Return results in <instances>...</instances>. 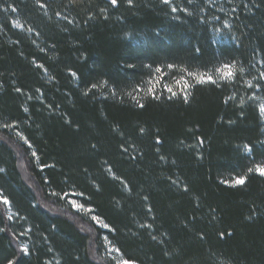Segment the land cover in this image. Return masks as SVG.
I'll return each instance as SVG.
<instances>
[{"label":"trees","instance_id":"1","mask_svg":"<svg viewBox=\"0 0 264 264\" xmlns=\"http://www.w3.org/2000/svg\"><path fill=\"white\" fill-rule=\"evenodd\" d=\"M262 62L264 0H0V264H264Z\"/></svg>","mask_w":264,"mask_h":264},{"label":"snow or ice","instance_id":"2","mask_svg":"<svg viewBox=\"0 0 264 264\" xmlns=\"http://www.w3.org/2000/svg\"><path fill=\"white\" fill-rule=\"evenodd\" d=\"M117 2H118V0H111V4H113V5L117 4ZM127 2L129 4H132L133 0H127ZM163 3L170 4L171 0H163ZM42 7H43V5H42ZM172 10L177 11V8L174 7ZM185 11H187V9H185ZM17 26H21V25H19L17 23ZM197 51H199V49H197ZM262 63H264V62H262ZM41 67H43V66L41 65ZM169 67H172V65H169ZM157 71H159V69H157ZM243 71H244L243 68L238 67V64L236 61H232L231 63H228V64H223V65H221L220 68L216 69V72L218 73L220 79H225V80H233V79H235L237 72L243 73ZM72 75L75 76L76 73L73 72ZM190 75L195 76L196 74L190 73ZM260 77L262 79H264V72L260 73ZM197 80L200 83H204V82L216 83V80L213 78L212 75H207L206 77L205 76H199V77H197ZM96 86L97 85L93 84L91 87L95 88ZM257 86H259V85H257ZM17 91H20V89H17ZM169 91H171V89H169ZM185 102H187V95H185ZM141 107H143V106L141 105ZM261 111H264V105H261ZM141 131H143V129H141ZM245 150L247 152L251 153L253 149L250 145H248V146H245ZM33 155H35V153H33ZM2 171H4V169L0 168V172H2ZM247 172L248 173L258 172L261 176H264V161H262L260 164L254 165V167H252V168H248ZM246 179H247L246 176H240V177L235 178L232 181V183L234 185H244L246 183ZM225 183H228V181H225ZM185 190H187V188H185ZM0 199H3L4 204L9 203L7 197H0ZM71 203H72L73 207H77V208L83 207V205H77L75 200H72ZM248 219H251V217H248ZM93 220L99 221V218L93 217ZM103 227L107 228L108 225L103 224ZM149 227H151V226L149 225ZM219 235L221 237H224L225 233L221 232ZM228 235H231V233H228ZM23 251L25 253L29 252L27 245L24 246ZM116 251H120V250L116 249ZM9 264H13V262L9 261ZM121 264H136V261L131 260V259H122Z\"/></svg>","mask_w":264,"mask_h":264},{"label":"rangeland","instance_id":"3","mask_svg":"<svg viewBox=\"0 0 264 264\" xmlns=\"http://www.w3.org/2000/svg\"><path fill=\"white\" fill-rule=\"evenodd\" d=\"M207 75H210V74L201 75V76L206 77ZM161 77H162V75L160 74V72H157V74L155 76V80H154L155 88L152 91H155L156 88H158V89L162 88L164 91L166 90L168 93H171L172 95H174L176 93L188 91V89L190 87L189 84L187 83V81H185L182 78L176 79L175 81H173V83H171L169 85L166 82L162 83ZM169 89H171V91H169ZM0 197H3L1 193H0ZM64 199H65V197H64ZM1 200L3 201V199H1ZM72 200H75L77 205H81V204H80V201L76 197L69 196L67 198L66 202L69 206H71V208L74 211L79 212L82 215H84L85 217L89 218L90 220H92L95 223V225L103 226V222L100 219H99V221L93 220V217H97V215H95V213H93L92 209L86 208L84 206L82 208L73 207V205L71 203ZM6 206H7L6 207L7 211H9V214L11 215L12 212H11L9 203L6 204ZM23 248H24V246H23ZM106 252L111 257H113L118 264H121L122 258L119 257L118 251H116V249L114 247L110 246L109 243H106Z\"/></svg>","mask_w":264,"mask_h":264}]
</instances>
